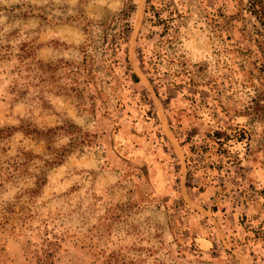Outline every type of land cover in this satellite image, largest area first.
Listing matches in <instances>:
<instances>
[{
  "label": "rangeland",
  "instance_id": "obj_1",
  "mask_svg": "<svg viewBox=\"0 0 264 264\" xmlns=\"http://www.w3.org/2000/svg\"><path fill=\"white\" fill-rule=\"evenodd\" d=\"M126 2L0 0V264H264V13L130 0L138 83L85 88L75 11Z\"/></svg>",
  "mask_w": 264,
  "mask_h": 264
},
{
  "label": "trees",
  "instance_id": "obj_2",
  "mask_svg": "<svg viewBox=\"0 0 264 264\" xmlns=\"http://www.w3.org/2000/svg\"><path fill=\"white\" fill-rule=\"evenodd\" d=\"M248 2L250 7L256 6L262 14L264 13L262 0H248ZM134 9V4L130 0H127L126 5L116 15L107 17L103 21L87 19L80 10L75 11L74 21L82 31L84 41L80 47L81 60L74 68L77 70V77L85 88L94 86L96 74L100 68L111 73V70L117 67L123 70L125 80H128L132 84L138 83L135 74L128 67H125V64H127L126 37L130 31L129 18ZM262 17L264 15L261 16L260 13L259 19ZM141 23L142 25L145 23H149L150 25L161 24L162 27H166L165 19L155 12L151 0H144ZM136 52H139V50ZM141 63L143 64V61ZM145 63L147 66L150 65V59L148 58ZM149 69L154 70L155 66H150V68L144 66L147 74L153 73ZM110 81L111 79L108 82ZM72 82L76 83L73 79ZM95 91V93L98 92L97 90ZM0 134L2 133L0 132ZM38 185L40 184H37V187ZM39 250L38 262L40 264H45V262L51 264L50 258L52 257L53 248L51 246H44V248L39 247Z\"/></svg>",
  "mask_w": 264,
  "mask_h": 264
}]
</instances>
